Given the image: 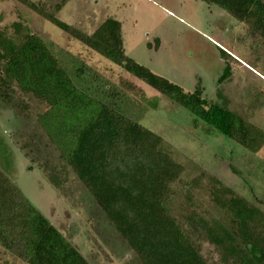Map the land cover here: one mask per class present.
Returning <instances> with one entry per match:
<instances>
[{
	"label": "rangeland",
	"instance_id": "obj_1",
	"mask_svg": "<svg viewBox=\"0 0 264 264\" xmlns=\"http://www.w3.org/2000/svg\"><path fill=\"white\" fill-rule=\"evenodd\" d=\"M28 1L89 35L110 18L123 20L128 35L136 33L135 26L134 41L122 35L126 55L186 92L201 84L209 100L264 129V54H257L244 27L202 0H0L2 29L11 33L12 24L22 22L68 67L70 54L79 58L104 85L121 91L127 115L164 139V150L183 167L170 185V212L208 264H226L190 217L221 221L224 214L214 200L217 181L264 211V146L254 153L204 124L196 128L186 109L63 32ZM119 1L130 4L126 14L115 7ZM157 34L166 43L153 54L146 40ZM228 65L231 75L219 84ZM9 93L8 101L0 99V169L91 264H141L39 125L46 103L17 86ZM0 264L20 261L0 253Z\"/></svg>",
	"mask_w": 264,
	"mask_h": 264
},
{
	"label": "trees",
	"instance_id": "obj_2",
	"mask_svg": "<svg viewBox=\"0 0 264 264\" xmlns=\"http://www.w3.org/2000/svg\"><path fill=\"white\" fill-rule=\"evenodd\" d=\"M202 1L236 19L257 54H264V0ZM29 6L186 109L196 128L204 124L254 153L263 148L264 129L209 100L200 83L186 92L126 55L119 21L107 19L89 35L31 1ZM69 57L70 67L22 22H14L11 33L0 27V99L8 101L17 86L46 103L39 125L141 264H208L168 206L170 185L180 178L182 165L164 150L160 135L127 115L117 87L104 85L79 58ZM230 75L228 65L218 83ZM217 183L214 200L224 214L221 221L190 220L218 248L222 262L264 264V211ZM0 253L20 264H91L2 169Z\"/></svg>",
	"mask_w": 264,
	"mask_h": 264
},
{
	"label": "crops",
	"instance_id": "obj_3",
	"mask_svg": "<svg viewBox=\"0 0 264 264\" xmlns=\"http://www.w3.org/2000/svg\"><path fill=\"white\" fill-rule=\"evenodd\" d=\"M117 4L115 5V7L117 6V8H121L122 9V14H126L127 9H130L131 8L130 4L127 3V2H125V1L124 2L123 1H119V3L117 2ZM107 16H109V15H107ZM120 23H121V27H122V35L124 34V39H126L127 42H130L131 39L134 41V38L136 36H138L137 35L138 34L137 33V28L135 26H133V29L136 31L137 34L135 32H133L130 35H128L126 33L128 31V28L125 29L126 26H124V21L123 20H120ZM146 41L148 43L147 44V47H148L149 51L153 50V54H157V53L159 54V52H162V50H164V46H165V43L166 42H165V40H164V38L162 36H159L157 34V35H154L153 40H150V41L149 40H146ZM161 43H163V45H161ZM125 52H126V49H125Z\"/></svg>",
	"mask_w": 264,
	"mask_h": 264
}]
</instances>
